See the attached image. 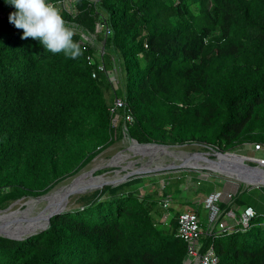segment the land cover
<instances>
[{
    "label": "trees",
    "instance_id": "16d2710c",
    "mask_svg": "<svg viewBox=\"0 0 264 264\" xmlns=\"http://www.w3.org/2000/svg\"><path fill=\"white\" fill-rule=\"evenodd\" d=\"M6 2L0 0V210L76 176L122 139L124 128L140 144H202L232 154L264 147V0H73L71 13L55 5L83 50L77 59L21 39ZM90 55L104 71L88 63ZM115 99L123 103L116 125ZM174 182L161 194L138 195L137 177L81 196L78 208L51 217L33 237L0 236V264H185L176 235L181 212L160 204ZM196 185L193 196H206L207 184ZM247 206L255 211L247 229L202 237L216 264H264V187L242 186L220 204L226 211Z\"/></svg>",
    "mask_w": 264,
    "mask_h": 264
},
{
    "label": "rangeland",
    "instance_id": "374dc122",
    "mask_svg": "<svg viewBox=\"0 0 264 264\" xmlns=\"http://www.w3.org/2000/svg\"><path fill=\"white\" fill-rule=\"evenodd\" d=\"M94 37H95L94 35H91V37L82 35L83 41L86 43H93V40L95 41ZM109 80L111 83H113L112 84L113 87H116L115 76L111 74ZM116 124H117V119L114 118V125ZM129 144H130V139L128 138L127 135H123L122 139L116 141L110 147H108L103 152H101L87 166L82 168L77 175L79 176L81 174L90 173L91 175H93L92 179H96L98 177L100 178L104 177L108 180H112V179L119 180L124 176L126 172L138 168L140 166H144L146 164L154 166V165H165L171 163V160H169L166 157V155L155 154L154 156H152V159H149V157L147 156L144 158V157H138V156H133L132 154H128L126 149L128 148ZM204 146L206 145L190 144V145H184L181 147L173 148V150L178 152L189 153V154L195 152H205L203 151L205 149L206 151H209ZM235 153H237L236 155L244 156L246 158H253V159L255 158V159L264 160V149L262 148V146L260 149H256V146L254 145L241 146L237 149V151H235ZM119 154L123 155L119 160V165L107 167L108 163ZM77 175L58 184L55 188H53L50 192H48L46 195L42 196L41 198L38 199L23 198L19 201L12 203L5 209L4 212L0 213V216L1 215L5 216V214L6 215L13 214V216H15L16 218H20V217L23 218L24 216L29 218L37 217L45 206V203L40 202V200L45 196H47L48 194H50L51 192H53L58 187L70 183L73 179L78 177ZM218 176L223 177L214 174L210 171L182 168V169H175L169 171H160L155 173L136 175L124 180L123 182H126L131 178L140 177L142 185L136 191L138 195H141L145 191H149L151 193L158 191L159 192L158 194H161L162 191H165V188L169 187L168 183L171 182L172 184V182H174V179L177 178L176 181L177 186L175 185L174 182L173 192L170 194V196H172V198L174 199L172 201H177L180 203L183 202V200H181L178 197L174 198V195L172 194H174V191L180 192L181 191L180 188L182 185L185 189L189 191V190H194L196 188L197 186L196 183L198 181H202V183L205 182V184H207L206 187L208 188V193L212 192L213 189L220 191L224 194V199L226 195H234L243 186L237 181L225 177H223L224 179H220L218 178ZM123 182H118L113 186ZM209 184H211L210 186L216 184L215 188L214 187L213 189L210 188ZM102 188L103 187L89 191L87 193L72 195L68 199V202L64 206L59 208V210H64L63 212H69L71 210L78 208L82 203L81 196L89 195L97 190H101ZM254 192L256 195L258 190L257 191L254 190ZM201 199H203V196L201 197ZM199 218L202 224L205 227H207L209 220L206 211H202Z\"/></svg>",
    "mask_w": 264,
    "mask_h": 264
},
{
    "label": "built area",
    "instance_id": "2783aa9c",
    "mask_svg": "<svg viewBox=\"0 0 264 264\" xmlns=\"http://www.w3.org/2000/svg\"><path fill=\"white\" fill-rule=\"evenodd\" d=\"M60 9L71 13L73 0H49ZM98 31H102L107 35L109 31L107 30L105 24H98ZM103 51V46H98V55L100 56ZM87 61L90 65L96 64L97 71H104L103 64L101 60L96 62L93 56H87ZM92 78L97 77V72L92 73ZM123 107V103L120 99H115L113 102V107L110 110V114L113 118H118L115 111L118 108ZM118 120V119H117ZM126 122H130V116H126ZM114 123V119H113ZM124 135L126 134V129L124 128ZM264 149V147L262 146ZM256 149H260L256 147ZM251 161L259 162L264 165L263 159H253L248 158ZM232 195H226L225 199L229 202ZM224 194L220 191H212L208 193L203 199V209L206 211L209 223L204 229L201 228V220L199 216L194 211L185 210L180 213L177 219V237L185 244L186 247V262L185 264H216L217 259L214 253V249L209 247L203 249L202 237L204 235L221 234L230 231L231 229L237 227L240 229H247L249 227L250 221L255 217V211L252 207L247 206L242 209H221L220 204L224 202ZM169 197L166 196L161 201L163 209H167L169 206ZM240 212V213H239ZM239 213V214H238ZM168 216L164 215L163 220H166ZM234 222V225H228V221Z\"/></svg>",
    "mask_w": 264,
    "mask_h": 264
},
{
    "label": "water",
    "instance_id": "95a60500",
    "mask_svg": "<svg viewBox=\"0 0 264 264\" xmlns=\"http://www.w3.org/2000/svg\"><path fill=\"white\" fill-rule=\"evenodd\" d=\"M130 142L135 143L137 146H141L143 148H152V149H166V150H171L173 148L181 147L184 145H161V144H140L136 142L133 139H130ZM207 148L209 151L205 152H195L192 153V156H200L202 159H200L198 162L207 164L209 167H201L199 165L196 166H186L182 164H175L174 162L165 164V165H148L146 168L147 164L144 166H140L138 168L132 169L124 174V176L116 181H110L106 182L103 185L98 186L95 189H99L104 186H112L118 182H123L124 180L136 176V175H142V174H148V173H155V172H160V171H169V170H175V169H182V168H188V169H196V170H205V171H210L214 174L223 176L225 178L234 180L242 184L244 187L249 188V187H264V165L259 163V162H254L251 161L250 159L232 154V153H221L209 146H204ZM211 151V152H210ZM92 190H83V191H78L75 194H82V193H87ZM41 198V197H39ZM32 199V198H30ZM38 199V198H35ZM5 210H0L1 212H4ZM64 210H53L51 213L46 218V224L43 228L34 231L32 233H28L23 236H9L7 233H5V229L9 232L12 233L11 226H14L15 228H22L32 225V221L34 217H23V218H16L14 217L12 220H6V221H0V236L8 239H13V240H25L30 237H33L42 231L46 230L49 226L50 223V218L62 213ZM39 215V214H38ZM4 216V215H3ZM14 230V229H12ZM14 233H18L17 230L14 231Z\"/></svg>",
    "mask_w": 264,
    "mask_h": 264
},
{
    "label": "clouds",
    "instance_id": "9594fccd",
    "mask_svg": "<svg viewBox=\"0 0 264 264\" xmlns=\"http://www.w3.org/2000/svg\"><path fill=\"white\" fill-rule=\"evenodd\" d=\"M6 3L15 8L8 20L15 28L23 30L21 39L38 40L52 54L62 53L71 59L83 54L80 44L74 40L73 29L49 0H7Z\"/></svg>",
    "mask_w": 264,
    "mask_h": 264
},
{
    "label": "bare ground",
    "instance_id": "6f19581e",
    "mask_svg": "<svg viewBox=\"0 0 264 264\" xmlns=\"http://www.w3.org/2000/svg\"><path fill=\"white\" fill-rule=\"evenodd\" d=\"M126 151L128 154H132L133 156L144 157V158L147 156L149 157V159H152V156H154L155 154L166 155V157L169 160H171V162H174L177 164H182L186 166L199 165L201 167H209L207 164L198 162L200 159H202L200 156H192L191 155L192 153L189 154V153H184V152H178V151H174L173 149L164 150V149H159V148L158 149L143 148L141 146H137L135 143L130 142ZM122 156L123 155L119 154L116 157H114L108 163L107 167L119 165V160ZM148 165L149 164H147L146 168L148 167ZM92 176L93 175H91L90 173L81 174L75 179H73L70 183L58 187L53 192H51L50 194H48L47 196H45L44 198L40 200V202L45 203V206L42 209V211L39 213V215L33 218L32 225H28L27 227L25 225V227L22 228V231H21V228H15L14 226H11L10 230L12 231V233L7 231L6 228H4L5 233H7V235L9 236H14V235L23 236L28 233L37 231L45 226L46 218L49 215V213H51L53 210L59 209L62 206H64L68 202V199L72 195H74L76 192L83 191V190H92V189L97 188L100 185H103L106 182L116 181L115 179L108 180L104 177H101V178L98 177L96 179H92ZM14 217L15 216H13V214L11 215L5 214V216L1 215L0 221L4 222L6 220H12ZM15 230H17L18 233H14Z\"/></svg>",
    "mask_w": 264,
    "mask_h": 264
},
{
    "label": "crops",
    "instance_id": "0c3cea01",
    "mask_svg": "<svg viewBox=\"0 0 264 264\" xmlns=\"http://www.w3.org/2000/svg\"><path fill=\"white\" fill-rule=\"evenodd\" d=\"M180 189H181L180 194L178 196H174V198L178 197L181 200H183V202L182 203H180V202L178 203L177 201H172V200H174L172 198V196L167 195L169 197V202H170L171 206H174L175 209L179 210L180 212H183V211L187 210L188 208H193V209L195 208L196 210H198L197 212H198L199 217H200L201 212L205 211L203 209V204H202L204 196H203V199H201L202 196L194 197L192 191L191 190L188 191L187 189H185L183 187V185L181 186ZM213 191H215V190H213ZM165 196L163 198H161L160 203H161L162 199L165 198ZM227 202L228 201L225 199L223 203H227ZM164 221L165 220L161 219V222H164ZM228 225L232 226V225H234V222L229 220L228 221ZM201 228L202 229L205 228V226L202 224V222H201Z\"/></svg>",
    "mask_w": 264,
    "mask_h": 264
}]
</instances>
